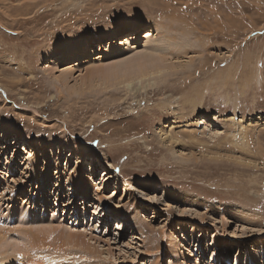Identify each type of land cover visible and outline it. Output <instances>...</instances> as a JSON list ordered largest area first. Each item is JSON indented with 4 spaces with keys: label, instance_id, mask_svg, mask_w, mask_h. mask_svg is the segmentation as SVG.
Listing matches in <instances>:
<instances>
[{
    "label": "rangeland",
    "instance_id": "1",
    "mask_svg": "<svg viewBox=\"0 0 264 264\" xmlns=\"http://www.w3.org/2000/svg\"><path fill=\"white\" fill-rule=\"evenodd\" d=\"M169 48L190 53L166 81L105 90L91 71ZM12 214L58 228L41 250L68 249L59 263L96 264L71 230L104 264H264V0H0V224Z\"/></svg>",
    "mask_w": 264,
    "mask_h": 264
},
{
    "label": "bare ground",
    "instance_id": "2",
    "mask_svg": "<svg viewBox=\"0 0 264 264\" xmlns=\"http://www.w3.org/2000/svg\"><path fill=\"white\" fill-rule=\"evenodd\" d=\"M172 20H174L178 24V20L176 21V18L172 19ZM175 27H177V26L175 25ZM178 28L180 29V27H178ZM187 31L191 32L189 30H187ZM170 32H172V31H170ZM135 33H136V38L132 37V36H126V37L121 38L119 40H115L114 37H111V42H112V44L118 45V47L120 49L119 48H117V49L119 51H123L125 47L127 48V47L133 45V42L138 43V40H139L138 31L136 30ZM162 34H163V32H162ZM170 35L171 34H169V35L165 34V36L163 38V41H165V45L170 43V42L175 41V38L173 37L174 35L173 36H170ZM118 41H119V43H118ZM148 41H150V40H147L146 43ZM87 44H89V43L85 42L79 48H76L73 50H71V49L68 50L66 52V54H64L62 56V59H64L66 61V60H69L71 58H75V56L77 57L78 55L85 54L86 52H88L89 53L88 55L90 56L91 48H89L86 51V49L83 47ZM100 44H101V46H100ZM100 44L98 45V48L103 47L101 42H100ZM114 50L111 48L110 53L111 54L116 53V52H114ZM189 53L190 52L183 53L181 50L172 51L170 48H169V52H159V50L154 51V52H147V53L145 52V54L137 55L127 64L123 63V64H120L119 66L117 65V67H115V68H108V66H103L104 68H102L101 70L99 69L100 68L99 65H102V64H99L97 66H92L94 68H92L93 70H91V71L95 72V74L99 77L98 78L99 83L103 86L102 87L103 89L109 90L112 87H114L115 85H118L119 87L124 85V87H127L129 90V88L130 89H132L133 87L135 88L134 84H136L138 82L140 83L143 81V79H146V78L148 79L149 77H154V79L158 78L160 82L166 81V79L169 78V76L176 73L180 69H184L183 65H176V64H178L177 63L178 60L185 58L187 55H189ZM70 74H71V71L65 72L61 78H57L58 84L59 83L61 84L62 80L68 79V76ZM156 81H158V80H156ZM102 83H104V84H102ZM155 83H158V82H155ZM151 84H152V82H151ZM141 85H143V82ZM76 86H78V85H76ZM118 86L116 88H118ZM140 88H142V87H140ZM144 89L145 88H142L141 90H144ZM133 90H136V89H133ZM129 91H131V90H129ZM127 94H129V93H127ZM193 101L194 100H192V102ZM190 103H191V99H190ZM238 128L239 129H236V132H237L236 135L238 136V139H239L238 141L241 142V140L243 141L246 138V131L242 126H240ZM246 129H247V127H246ZM7 131L10 132L9 130H7ZM6 134H8V133L6 132ZM233 139H235V138H233ZM16 141H17L16 144L21 143V142L27 143L29 141V139H27L25 136H18V137H16ZM246 143H248V142H246ZM31 145L33 146L34 153L36 151H38L39 149L46 150V147L43 145V143H41L40 140L33 141ZM240 146H241V144H240ZM80 147L86 152L89 149V148H86L84 145H82ZM243 148H244V146H243ZM96 167L92 166L91 167L92 171ZM101 172H103V174H104L103 177L105 178V179L104 178L103 179L106 181H109L110 179L115 180L116 178H118L116 173L109 172L108 170H104ZM78 175L80 176V173ZM78 175H77V177H75V176L72 177V179L69 178L70 183L73 186H79L80 182H82V179H81L82 176L79 177ZM97 185H99V184H97ZM98 187H100V186H98ZM39 189H40V187H39ZM99 189L101 190V188H99ZM98 191L99 190L96 191L97 196L95 198H96L97 209H100L102 207V205L106 204V201L103 199V197L98 196L100 194V192H98ZM164 192H165V194L168 193L167 190L165 191V189H164ZM184 196L185 195L181 193L180 198L187 199L189 197V195L186 198H184ZM187 200L190 202L196 201L192 197L188 198ZM26 203H28V202H26ZM167 205L170 206L169 204H167ZM85 207H86V205H85ZM225 211L228 212V209H225ZM241 214H243V213L241 212ZM15 216H17V220H19L22 224L21 225L16 224L17 227L12 230L10 227H8L9 226L8 220L11 217H15ZM6 219H7V222H4V224H0V255L1 256L8 255L11 257V259L9 258L10 260H8V261H0V264H16V263H19V264H21V263H23V264H51V263H53V264H65V263H61V260H60V263L56 262V261L58 259H62V260L68 259V258L71 259L70 258L71 254L67 253L69 251H66L68 249H66L65 247H62V248H65L66 250H58V249L52 248V247H56V246L60 247L59 245H56L58 243L57 240H59L60 238L55 236V231H57L58 228H56V230H55V226L53 224L45 223L46 221H44V223H43V221H41L39 223L36 221H31L27 217H23L21 214H18V215L12 214L11 216L6 215ZM32 222H34L36 224L34 225ZM128 225H129L128 221H123V222H120V224L118 225V228H121V230H124V232H126L125 230L128 229ZM13 232L17 233V237H18L17 239H13V237L10 236V235H13ZM136 232L137 233L135 235L138 237V239L144 240L143 234H141V232L139 230H136ZM66 236H68V239L71 241H78V242H81L82 244L85 245V248L82 250L84 258L88 257V259H90V261L93 260V263H96V264H97V262H100L98 264H104L105 261H101L98 257V254L93 253V251L90 249L91 246L88 244V242L84 241V238L86 237L84 234H82L81 232H74V231L68 230ZM51 239L54 240V246H52L51 248H47L46 251L41 250L43 247L45 248V243L47 242V240H51ZM75 247H77V246H75ZM175 247H180V244L176 245ZM35 251H37V253H35ZM21 256L23 257V259L20 258ZM44 257H46V258H44ZM5 260H6V258H5Z\"/></svg>",
    "mask_w": 264,
    "mask_h": 264
},
{
    "label": "snow or ice",
    "instance_id": "3",
    "mask_svg": "<svg viewBox=\"0 0 264 264\" xmlns=\"http://www.w3.org/2000/svg\"><path fill=\"white\" fill-rule=\"evenodd\" d=\"M20 258H21V259H23V257H22V256H21Z\"/></svg>",
    "mask_w": 264,
    "mask_h": 264
}]
</instances>
